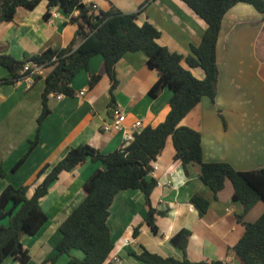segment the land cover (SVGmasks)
Instances as JSON below:
<instances>
[{"label": "crops", "instance_id": "1", "mask_svg": "<svg viewBox=\"0 0 264 264\" xmlns=\"http://www.w3.org/2000/svg\"><path fill=\"white\" fill-rule=\"evenodd\" d=\"M108 12L116 8L126 14H137L136 24L150 23L160 32L158 44L183 57L192 47L200 45L207 30L206 22L182 0H83ZM54 10L57 16L50 12ZM49 11L48 2L41 1L34 9L19 8L13 21L0 24V53L22 61L48 48L63 49L72 41L78 26L69 21L58 8ZM48 13V14H47ZM77 12L73 14L76 16ZM218 67L215 102L202 101L180 122V126L200 133L203 161L227 163L235 170L249 172L264 169V15L248 4H238L225 15L216 48ZM185 69L198 79L205 78L200 67ZM51 68H41L15 82L0 67V193L6 186L28 188L34 194L42 178L38 175L46 166L52 167L69 149L89 145L102 154L122 149L124 134L140 121L142 128L157 127L169 113L173 96L168 87L157 98L149 90L158 73L149 68L142 52L126 53L115 65L117 87L110 93L111 83L101 55L92 57L86 70L72 81L74 95H51L50 114L42 122L41 95L45 78ZM92 76L100 77L91 86ZM85 91L82 96L80 92ZM61 96V97H59ZM113 98V99H112ZM114 109L126 116L121 131L104 132L112 123ZM37 136V145L29 151ZM176 151L168 138L160 156L153 162L150 174L157 181L150 195L157 231L146 222L148 207L144 194L138 190L120 191L110 207L108 226L113 249L104 264H147L136 256L147 251L163 258L181 261L183 252L172 237L188 230L187 259L194 264L222 261L242 264L233 252L245 227L237 221L243 206L233 200V187L225 182L215 197L201 181L200 166H182L175 159ZM22 165L12 171L24 157ZM100 161L88 159L70 172H62L50 184L48 193L40 200L47 221L36 234H21L20 241L30 256L26 264H68L71 258L83 259L80 250L61 255L53 263L56 247L62 239L61 225L85 198L84 184L102 169ZM194 195L210 201L208 211L200 216L191 203ZM264 212V201L257 202L246 213L244 221L255 222ZM8 219L0 220L7 226ZM135 229L138 233L134 235ZM119 259L120 262H115ZM2 264H22L7 257Z\"/></svg>", "mask_w": 264, "mask_h": 264}, {"label": "trees", "instance_id": "2", "mask_svg": "<svg viewBox=\"0 0 264 264\" xmlns=\"http://www.w3.org/2000/svg\"><path fill=\"white\" fill-rule=\"evenodd\" d=\"M41 1L44 0H0V24L13 21L19 8L32 10ZM46 1L49 11L58 8L64 15L70 16V22L78 26L67 47L48 48L22 61L0 53V67L8 71L11 75L9 82L12 83L30 74L23 71L28 62L52 69L45 78V89L41 95L42 110L37 135L42 122L50 114L49 97H72L73 79L80 71L88 68L90 59L96 55L104 59L111 83V95L118 84L116 63L126 53L142 52L149 68L158 73L157 81L149 90L150 97L157 98L166 87L172 90L173 96L165 120L155 128L145 127L135 131L133 141L124 150L102 154L89 145L72 147L55 165L50 168L46 166L40 171L38 176L42 181L31 197L27 196L28 188L25 186H6L0 193V220L7 218L9 222L7 226H0V264L9 256L22 264L29 261L30 256L20 241V235H34L46 223L47 216L41 210L40 200L47 195L50 184L62 172H70L88 159L100 161L103 168L95 171L85 182V198L61 225L62 239L56 247V255L48 262L53 263L59 256L69 254L72 250H80L84 254L83 259L71 258L69 264H104L113 249L108 226L110 207L120 191L138 189L144 194L148 207L146 222L156 232L155 216L161 213L150 204L151 192L157 185L150 174L153 171L152 164L162 154L168 138H171L176 151V161L182 166L198 164L201 181L215 197L224 189L226 181L231 182L233 200L243 206V213L236 218L245 227L233 252L242 264H264V212L255 222L244 221L246 213L257 202L264 201V169L241 172L227 163H205L200 133L180 126V122L203 98L215 102L219 74L216 48L225 15L238 4H248L264 15V0H182L207 24L200 45L192 47L187 57L159 45L160 32L150 23L138 26L137 14H126L116 8L108 12H96L92 4H86L83 0ZM75 12L77 15L73 16ZM183 61L191 68H202L205 78L196 79L183 67ZM99 78L92 76L90 85H95ZM37 142L36 136L30 142L29 151ZM25 157L12 171L22 165ZM5 175V171L0 168V177ZM191 203L202 217L208 211L210 201L201 195H194ZM137 233L138 229H135L134 235ZM189 237L188 230H181L172 237V242L184 254L181 261L147 251L136 257L147 264H194L185 255ZM209 264L227 263L214 261Z\"/></svg>", "mask_w": 264, "mask_h": 264}, {"label": "built area", "instance_id": "3", "mask_svg": "<svg viewBox=\"0 0 264 264\" xmlns=\"http://www.w3.org/2000/svg\"><path fill=\"white\" fill-rule=\"evenodd\" d=\"M93 9L95 11H97L96 6L92 5ZM50 14H52L53 16H57V13L54 12V10H52L50 12ZM42 68V66L33 63V62H28L23 71L25 72H29L30 74H36L40 69ZM85 91H81L80 92V96H82L84 94ZM61 97V96H59ZM114 110V116H113V121L110 124L104 125L103 126V131L104 132H117V131H121L123 129L124 123L126 121V116L122 113H119L117 111V109H113ZM142 128V123L140 121L136 122L135 124H133L131 131H129L128 133L124 134V138H123V145H122V149L124 150L126 147H128L131 142L133 141V134L135 133V131L139 130ZM153 170H156V166L154 167ZM115 262L119 263L120 260L119 259H115Z\"/></svg>", "mask_w": 264, "mask_h": 264}, {"label": "rangeland", "instance_id": "4", "mask_svg": "<svg viewBox=\"0 0 264 264\" xmlns=\"http://www.w3.org/2000/svg\"><path fill=\"white\" fill-rule=\"evenodd\" d=\"M41 230V229H40ZM28 235V234H27ZM71 260V259H70ZM69 264V263H68Z\"/></svg>", "mask_w": 264, "mask_h": 264}]
</instances>
